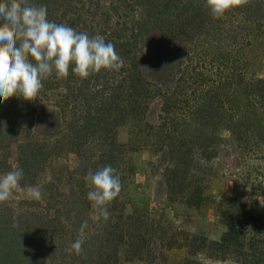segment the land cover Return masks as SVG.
<instances>
[{
    "label": "rangeland",
    "instance_id": "rangeland-1",
    "mask_svg": "<svg viewBox=\"0 0 264 264\" xmlns=\"http://www.w3.org/2000/svg\"><path fill=\"white\" fill-rule=\"evenodd\" d=\"M27 4L111 42L123 66L53 74L35 98L0 104V175L23 170L0 201V264H255L185 239L264 237V0L217 19L204 0ZM107 165L122 186L104 221L86 177Z\"/></svg>",
    "mask_w": 264,
    "mask_h": 264
},
{
    "label": "clouds",
    "instance_id": "clouds-1",
    "mask_svg": "<svg viewBox=\"0 0 264 264\" xmlns=\"http://www.w3.org/2000/svg\"><path fill=\"white\" fill-rule=\"evenodd\" d=\"M213 19L220 18L239 0H204ZM122 58L103 37L77 32L65 24L47 19L45 6H31L27 0H0V104L10 97L35 98L42 81L53 74L64 78L71 73L81 79L101 70L119 71ZM23 170L17 167L0 175V201L19 187ZM90 184L87 200L97 212L96 219L107 221V205L121 191V179L110 165L87 173ZM29 195L40 199L37 189ZM84 242L83 227L68 251L79 252Z\"/></svg>",
    "mask_w": 264,
    "mask_h": 264
},
{
    "label": "trees",
    "instance_id": "trees-1",
    "mask_svg": "<svg viewBox=\"0 0 264 264\" xmlns=\"http://www.w3.org/2000/svg\"><path fill=\"white\" fill-rule=\"evenodd\" d=\"M191 195L192 196H190L187 201L185 200V203L188 202V204L191 205H198L200 195H197V189H195V193H192ZM244 214L247 216L245 212ZM239 230H236L233 227H228L227 230H225L221 234L218 240H209L204 236L200 237V235H186V246L188 250H190L191 252H195L198 251L197 248L201 247L200 245H198V242L203 241L211 245L213 247V250H217L219 253L233 252L236 255H239V257H250L254 259L255 264H264V237L263 239L258 237L256 240L245 243V240L241 233L242 229ZM110 235L113 236L112 241L115 242L114 247H116L119 243V239H122V235H120L116 230L111 231ZM246 244H248L247 250L245 249Z\"/></svg>",
    "mask_w": 264,
    "mask_h": 264
}]
</instances>
